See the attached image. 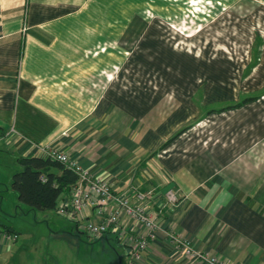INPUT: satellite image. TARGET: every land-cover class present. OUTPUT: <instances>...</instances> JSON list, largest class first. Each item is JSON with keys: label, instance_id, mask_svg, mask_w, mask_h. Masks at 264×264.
<instances>
[{"label": "crops", "instance_id": "obj_1", "mask_svg": "<svg viewBox=\"0 0 264 264\" xmlns=\"http://www.w3.org/2000/svg\"><path fill=\"white\" fill-rule=\"evenodd\" d=\"M167 1L146 8L145 0H0V132L13 129L0 151L13 161L64 151L115 194L150 189L146 207L158 227L138 264H202L175 252L169 233L230 264H264V131L258 136L255 116L202 115L216 89L204 87L199 102L196 88L171 85L173 68L164 83L145 71L162 49L146 43L147 27L158 16L175 21ZM163 48L182 79L193 75V57ZM167 188L178 196L172 205L164 203ZM87 210L84 217L97 219ZM120 224L103 239L121 243V228L138 229L125 216ZM13 232L18 238L0 218V264H30L26 248L7 238ZM39 252L36 264H46Z\"/></svg>", "mask_w": 264, "mask_h": 264}, {"label": "rangeland", "instance_id": "obj_2", "mask_svg": "<svg viewBox=\"0 0 264 264\" xmlns=\"http://www.w3.org/2000/svg\"><path fill=\"white\" fill-rule=\"evenodd\" d=\"M167 2L177 10L175 21L158 16L147 27L146 43L162 49L160 62L143 65L145 71L161 73L164 83L163 74L167 75L173 68L172 74L177 79L171 85L176 84L177 89L196 88L199 102L204 87L209 91L216 89L219 98L201 108V114L222 111L221 115L231 122L234 117L255 116L259 136L264 131V0ZM159 6L169 5L166 0H145L146 8ZM163 47L177 50L179 60L193 57L192 69L186 70L188 75H193L182 79L184 69L178 63L164 62L168 54ZM245 95L254 99L236 107L217 109ZM192 122L185 127L192 126L195 123ZM18 168L7 152L0 151V218L19 231L16 245L26 248L25 253L31 256L30 264L40 261L39 251L46 264L126 263L127 254L115 237L92 239L56 210L33 208L19 201L7 181Z\"/></svg>", "mask_w": 264, "mask_h": 264}, {"label": "built area", "instance_id": "obj_3", "mask_svg": "<svg viewBox=\"0 0 264 264\" xmlns=\"http://www.w3.org/2000/svg\"><path fill=\"white\" fill-rule=\"evenodd\" d=\"M12 128L0 132V138L12 132ZM45 156L49 155L60 160L72 168L78 175L76 183L69 188L70 196L67 200L59 199L55 210L77 223V228L85 231L92 239L102 237L109 230H114L121 224L122 216L128 220V225H137L138 229H120L119 240L128 245L127 261L125 264H138L141 251L146 248L155 229L158 227L156 214L146 207V202L151 197V190L133 189L131 194H115L108 181L94 177L81 167L76 160L70 158L64 151L48 148ZM165 205H172L178 199L172 188L164 192ZM163 203V204H164ZM93 207V214L97 219L84 217L87 209ZM7 238L15 240L17 233H8ZM173 250L187 257L190 261H200L202 264H230L225 259L195 248L191 241L179 234H168Z\"/></svg>", "mask_w": 264, "mask_h": 264}, {"label": "trees", "instance_id": "obj_4", "mask_svg": "<svg viewBox=\"0 0 264 264\" xmlns=\"http://www.w3.org/2000/svg\"><path fill=\"white\" fill-rule=\"evenodd\" d=\"M252 97V95H245L239 101L228 103L217 109L223 110L232 106H239L252 100ZM183 128L186 127H182L168 140L179 134ZM14 162L19 168L14 170L10 175V187L15 192L19 201L33 208L55 210L60 196L66 193L70 186L76 183L78 178L77 173L72 168L49 155L18 154L15 156ZM6 226L7 229L11 228V226ZM74 226L77 228L76 222H74Z\"/></svg>", "mask_w": 264, "mask_h": 264}]
</instances>
